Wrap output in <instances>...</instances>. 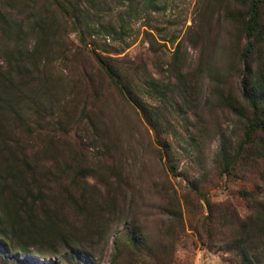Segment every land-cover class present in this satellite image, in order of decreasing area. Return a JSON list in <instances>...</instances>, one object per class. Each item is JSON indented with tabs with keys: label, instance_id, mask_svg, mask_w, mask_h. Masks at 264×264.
<instances>
[{
	"label": "rangeland",
	"instance_id": "obj_1",
	"mask_svg": "<svg viewBox=\"0 0 264 264\" xmlns=\"http://www.w3.org/2000/svg\"><path fill=\"white\" fill-rule=\"evenodd\" d=\"M154 2L0 0L21 24L5 34L0 16L1 261L241 264L231 236L246 225L264 254V160L236 153L255 118L244 81L264 99L249 0Z\"/></svg>",
	"mask_w": 264,
	"mask_h": 264
},
{
	"label": "trees",
	"instance_id": "obj_2",
	"mask_svg": "<svg viewBox=\"0 0 264 264\" xmlns=\"http://www.w3.org/2000/svg\"><path fill=\"white\" fill-rule=\"evenodd\" d=\"M127 1L129 5L127 6L126 13L134 12L132 8L133 1H137V0H127ZM141 1L143 2V5L154 7L153 6L155 3L154 0H141ZM76 4L80 5V2H77ZM262 4H264V0H249V8H248L249 11H248L247 25H246V33L248 37V41L246 45L247 54L253 52L257 45H262L264 43V29H262L260 26V6ZM71 8H74L75 10L80 9L79 6L73 7V5ZM63 11L65 15H68L67 10H65V8ZM0 16L2 20L5 22L4 27H1L2 32H4L5 34L11 33L15 27H18V24L15 23L16 20L11 17L10 13H5L0 11ZM72 17H75V15H73ZM88 17H90L89 14ZM19 26L20 28L18 27V29H21V24H19ZM108 28L112 29V31L114 32V29L110 24H108L102 30H104L106 33H110ZM87 31L88 34L90 35L96 33L95 26L94 25L88 26ZM89 43L93 45V50L100 47L104 49L102 51L109 52L110 48L108 44H105L104 47V46H98L92 41H90ZM95 55L99 66L104 71V73L109 78V80L112 81L114 84H117L121 92L131 99L132 92L130 88L120 84L121 80L123 79V75L114 64V59L108 55H100V54H95ZM0 83H1V79H0ZM2 86H5L4 82L1 85V87ZM243 95L246 98V100L250 103V107L252 109L255 118L248 125L249 134L246 138V141L240 145L236 153L241 154L244 152L245 155L251 161H256L258 159L264 160V109H262V106L264 104V99L262 100L260 97H257L254 94L253 90L250 89L246 81H244ZM260 211L264 218V208L261 206H260ZM243 222H245V220H243L241 224ZM11 226L12 225L3 223L2 219L0 218V244L3 246V248L6 249H10L6 244L5 239L6 236L8 237L9 235H11V230L9 228ZM253 227L254 226L251 227L250 225H246L243 229L237 231L231 236L232 245L239 247L237 254L240 257L241 264H264V254H262L261 252L257 251L254 248L252 249L248 248L246 245L247 239L245 235L247 233V230ZM13 229L15 228L13 227ZM262 232H264V225L262 226ZM61 242L62 244H64V246L67 247V249H70V247H72L70 246L68 240L66 239L65 240L63 239ZM85 256L87 258H85ZM73 258L75 264H92L91 255L89 253H85V255L82 256L80 251H76V254L73 256ZM9 262H10L9 260L7 261L5 259H2V261L0 260V263L2 264H15ZM22 264H25V262Z\"/></svg>",
	"mask_w": 264,
	"mask_h": 264
}]
</instances>
